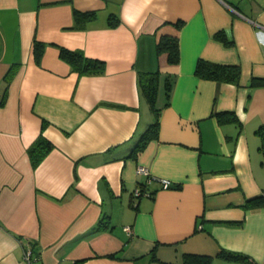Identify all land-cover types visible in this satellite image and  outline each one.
Here are the masks:
<instances>
[{"label": "crops", "instance_id": "crops-1", "mask_svg": "<svg viewBox=\"0 0 264 264\" xmlns=\"http://www.w3.org/2000/svg\"><path fill=\"white\" fill-rule=\"evenodd\" d=\"M74 8L96 15L74 28ZM164 35L178 38L176 64L156 53ZM57 46L103 60V71L78 74ZM199 59L239 65V83L197 77ZM10 67L0 264H182L184 253L264 264V207L243 206L264 195V86H249L264 77V0H0V98ZM156 71L158 134L132 152L154 119L139 74ZM40 131L54 147L32 167L26 148ZM138 187L152 195L136 197Z\"/></svg>", "mask_w": 264, "mask_h": 264}, {"label": "trees", "instance_id": "trees-1", "mask_svg": "<svg viewBox=\"0 0 264 264\" xmlns=\"http://www.w3.org/2000/svg\"><path fill=\"white\" fill-rule=\"evenodd\" d=\"M95 10H78L73 9V19L74 26L78 27L82 26L86 21L91 20L95 17ZM108 23L112 26L118 24L119 18L110 13L108 15ZM181 22H176V26L180 27ZM214 38L222 41L225 45H232L233 40L229 39L226 36L224 30H218L214 33ZM59 48V56L65 62H67L73 71H76L78 74H91V73H100L104 69V61L98 58L88 57L84 54L81 49H68L63 46H57ZM34 58L36 61L39 60L43 43L34 40ZM163 52L167 53V60L169 63L176 64L179 61V45L178 38L172 35H164L159 38L156 43V53L161 54ZM14 67H10L8 71L4 74L2 78L3 89L2 95L0 98V106L4 105L6 100V94L8 85L12 76L14 75ZM194 74L197 77L214 80L218 82H226L232 84H238L241 75L240 66L237 64H220L208 60L199 59L196 62ZM139 86L144 96L145 100L148 103V106L153 114V121L148 125L145 132L142 134L139 141L134 146L132 152H136L141 150L144 145L150 139H154L158 134L159 127V111L160 109L156 106V93H157V84H158V72H142L139 74ZM250 87H258L264 86V77H256L252 76L249 80ZM168 92H166L167 94ZM168 103L166 100L165 104ZM231 115L226 118V120L235 121V117L231 114V112L217 113L218 116L223 117V115ZM257 133L261 136L260 149L264 151V123H262L257 129ZM54 147L53 143L44 137L42 131L39 132L37 137L33 140V142L26 148V153L30 160L32 167L37 166L40 161L44 158V156ZM141 193L144 191L148 192L149 195H152V192L146 190L143 187H140ZM138 197V196H136ZM244 207H264V195L252 197L247 199L243 205ZM101 227L100 224L96 228ZM218 255L221 258L226 260L233 261H247L248 257L239 252L228 251V250H220ZM212 259L210 255L204 254H195V253H184L182 264H209ZM158 264H176L172 262H163L159 261Z\"/></svg>", "mask_w": 264, "mask_h": 264}, {"label": "built area", "instance_id": "built-area-1", "mask_svg": "<svg viewBox=\"0 0 264 264\" xmlns=\"http://www.w3.org/2000/svg\"><path fill=\"white\" fill-rule=\"evenodd\" d=\"M138 171H139V172H143V173H145V174H148L146 168H144V167H140V168H138ZM152 179H153L152 177H148V180H147V181H150V180H152ZM159 182H160L162 188H169V187L172 185V183H171L169 180L164 179V178L159 179ZM134 195H135V196L149 195V193L146 192V191H144L143 193H141L140 188L138 187V188H136V189L134 190ZM124 230L127 231V232L129 233V232H130V227L127 226V227L124 228ZM28 255H29V252H28L27 250H25V259L28 258Z\"/></svg>", "mask_w": 264, "mask_h": 264}]
</instances>
